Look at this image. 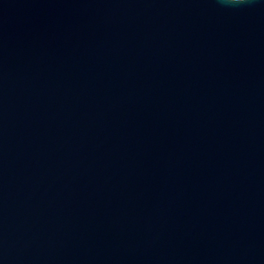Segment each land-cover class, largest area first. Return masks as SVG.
<instances>
[{
  "label": "water",
  "instance_id": "1",
  "mask_svg": "<svg viewBox=\"0 0 264 264\" xmlns=\"http://www.w3.org/2000/svg\"><path fill=\"white\" fill-rule=\"evenodd\" d=\"M0 264H264V0H0Z\"/></svg>",
  "mask_w": 264,
  "mask_h": 264
},
{
  "label": "clouds",
  "instance_id": "2",
  "mask_svg": "<svg viewBox=\"0 0 264 264\" xmlns=\"http://www.w3.org/2000/svg\"><path fill=\"white\" fill-rule=\"evenodd\" d=\"M224 3L228 5H240V4H244L245 0H224Z\"/></svg>",
  "mask_w": 264,
  "mask_h": 264
}]
</instances>
